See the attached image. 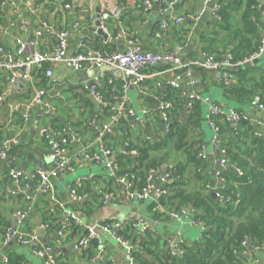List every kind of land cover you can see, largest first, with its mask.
<instances>
[{
    "label": "crops",
    "instance_id": "obj_1",
    "mask_svg": "<svg viewBox=\"0 0 264 264\" xmlns=\"http://www.w3.org/2000/svg\"><path fill=\"white\" fill-rule=\"evenodd\" d=\"M52 0H1L0 1V61L8 62L9 57L24 61L32 58L37 52H46L50 56L55 53L58 34L68 33V52L74 54L79 50L82 42L91 51L106 52L110 50H124L128 47L129 39H136L144 51L164 53L181 46L184 60L202 58L206 52L219 53L221 61L231 49V44H237L239 37L233 35L240 30L239 20L244 10L246 0H240V6H234V0H212L208 11L201 20L195 15L200 0H167L174 1L175 5L168 10H161L155 0H71L63 3L62 0L55 8L47 7ZM144 1L151 2V7L145 8ZM233 6L230 14L232 28L221 22L213 12V8L220 4ZM69 5L66 9L64 6ZM221 6V5H220ZM219 6V7H220ZM99 12L111 13L107 33L109 39L104 40L97 34L95 26ZM182 18L180 24H174L171 19ZM220 17V16H219ZM170 21L168 28L163 23ZM41 31L36 45L29 42L35 39ZM21 40L26 45L23 54L17 55L18 44ZM109 46V48H107ZM112 52V51H111ZM260 61V60H259ZM247 66L263 68L264 60ZM240 62V61H238ZM53 72L47 77L45 70L33 68L29 80L13 79L16 70L0 68V92L4 94V101L0 103V142L17 139V144H11L9 153L3 158L0 156V264H46L45 258L37 255L41 246L52 247L50 255L54 256L57 264H124L125 248L110 235L101 231L99 241L105 247L106 256L103 262H93L97 255V243L83 251L74 248L75 242L83 233V228H70L67 237L57 242L58 217L51 218L54 208L59 204L73 212L84 226H93L108 220H126L130 223H147L153 228L155 235L163 241L172 239L176 242L189 244L199 235L197 228L185 222L170 219L157 220L149 210L150 202L128 204L124 200V193L111 170L104 163L85 164L82 168L60 172L57 165L50 159L55 144L65 138L67 156L76 157L77 153L86 147H91L97 157H102V150L94 143L96 136L95 124L99 126L111 123V109L123 96L127 105L135 113L143 117L142 126L132 121L122 124L118 134L108 138L104 145L113 151V158L124 155L123 144L134 143L139 146L147 142L153 144L161 137L163 122L158 113L159 94L158 83L167 85L172 75L166 72L164 65L147 70V78L137 86L123 90V75L116 69L109 67H94L90 71L74 73L64 64L48 65ZM237 68H226L224 74L232 75ZM215 71L192 68L184 71L179 90L184 99L182 114L188 115L193 103L190 98L199 94L204 101L213 102L221 106L226 113L235 109L233 103L224 96L223 85L213 80ZM96 87L105 98V103L99 102L85 87ZM203 104V138L208 140L207 132L211 130L208 123V105ZM227 105L228 108H225ZM243 113L257 128L264 124V111L255 107L252 102L245 105ZM59 123V126H57ZM53 127V128H52ZM65 129L64 134L55 136L50 134L59 128ZM56 128V129H55ZM61 129V130H62ZM72 132L78 138L70 137ZM48 130V134L45 132ZM212 131V130H211ZM231 132L234 130L231 126ZM213 134V132H212ZM208 175L214 186L215 170L219 169L218 155L213 149L207 148ZM132 155L125 154V159ZM171 165V164H170ZM130 164L120 165V171L130 169ZM168 166V165H167ZM21 170L29 175V183L35 184L32 175L36 170H43L51 174L53 191L51 194L36 197L33 191L14 192V182L8 177L9 170ZM77 169L89 170L86 174H77ZM190 179L193 181V170H190ZM196 183V182H195ZM193 183V185L195 184ZM197 184V183H196ZM77 186V191L84 196L81 201H75L71 196V189ZM118 192L120 201H112L103 205L104 194ZM30 198V199H29ZM49 206V207H48ZM126 208H129L130 212ZM61 211V210H60ZM62 212V211H61ZM19 213H27L24 219ZM124 213L125 217L121 216ZM56 215V214H55ZM117 215H119L117 217ZM48 218L45 223L44 218ZM118 218V219H117ZM13 228L20 233H33L36 240L29 245H22L12 240L8 244L1 242L7 229ZM200 231V229H199ZM200 233V232H199ZM241 264H264V250L259 252L247 251L242 254Z\"/></svg>",
    "mask_w": 264,
    "mask_h": 264
},
{
    "label": "trees",
    "instance_id": "obj_2",
    "mask_svg": "<svg viewBox=\"0 0 264 264\" xmlns=\"http://www.w3.org/2000/svg\"><path fill=\"white\" fill-rule=\"evenodd\" d=\"M43 1L39 0L38 4ZM234 1V6L241 5L240 0ZM58 3L52 0L47 7L55 8ZM220 5L218 14L221 22L231 29L230 11L233 5L231 3ZM236 24H240L241 29L236 30L233 35L244 36L237 44H231L229 52L222 53V55L230 53L234 63L249 58L260 47L264 12L258 7L257 0H246L244 10L241 11ZM206 54H214L218 59L222 57L216 52ZM263 60L264 58L260 59ZM231 73L232 85L225 86L223 82L220 83L223 85L226 100L236 104L238 112H243L242 108L250 104L256 96L260 97L264 105L263 68L257 64L244 65ZM179 89L168 88L165 93L160 94L164 101L172 104L169 110L171 117L169 133L161 136L152 145L147 142L141 146L128 143L126 149L137 151V155L129 157L128 160L124 155L116 159L119 165L126 163L131 165L130 169L120 171L118 175L125 172L135 174L137 180L135 187L138 189L143 186L151 169L169 172L168 188L171 195L161 201L171 211L180 212L185 209L193 211L191 216L197 222L203 223L205 229L198 243L192 241L182 245L184 250L182 257L170 254L167 240L163 241L154 231H147L143 236L136 235L130 222L120 235L137 246L134 251L136 264H241V256L245 252L241 244L245 239L257 244L264 243V133L250 121H243L238 132L232 133L231 122L225 116L216 117V123L221 130L218 148L226 149L228 167L221 171L220 176L219 194L222 199L216 196L213 198L207 159L199 156L201 151L210 145V142L203 138V104L193 103L188 115H183L181 112L185 102ZM127 123L125 121L124 126ZM191 169L194 182L189 177ZM148 208L155 213L154 217L157 220L168 219L155 212L154 203L150 202ZM53 213L56 215L50 216L55 220L56 216L58 217L60 228L62 214L60 208H54ZM48 218L45 217L43 222L47 223ZM71 228H77V225L72 224Z\"/></svg>",
    "mask_w": 264,
    "mask_h": 264
},
{
    "label": "built area",
    "instance_id": "obj_3",
    "mask_svg": "<svg viewBox=\"0 0 264 264\" xmlns=\"http://www.w3.org/2000/svg\"><path fill=\"white\" fill-rule=\"evenodd\" d=\"M159 6H161V10L171 9L174 5V1L167 0H155ZM258 7L264 6V0H257ZM212 0H200L199 8L196 12L195 19L201 20L211 5ZM143 6L145 8L151 7V2L144 1ZM66 9L69 8V5L64 6ZM220 7H214L213 12L217 18L219 17ZM264 12V11H263ZM111 13L108 11H103L100 13V22L101 27L105 32L108 30V22ZM174 24H180L182 22V18L174 17L171 19ZM172 23L170 21H165L163 23V28L170 27ZM42 36V32L39 31L35 37V39L29 42L30 45H36ZM68 33L66 31H62L58 34L57 44L55 48V53L50 56L46 52H37L33 55L32 58H26L24 61L15 60L13 57H9L8 62L4 63L0 61V68H6L7 70H16L13 73V79H21V80H29L31 78V71L33 68L39 70H45V74L47 77L51 78L53 72L48 65H56V64H64L74 73H80L83 71H90L94 67H109L112 69H116L120 74L123 75V90L126 91L131 86H137L144 82V80L148 77L147 70L155 68L159 65H164L166 67V72L172 75L171 80L167 83V85H162L158 83L157 87L159 90V94L157 99L159 101L158 113L163 122V128L161 130V136L167 135L169 133V129L171 126V117L169 115V110L172 108V104L168 101H164V98L161 93H165L168 88L179 89V82L181 76L184 71H188L192 68H199L207 71H215V76L213 78L216 82H223L225 86L232 85L233 76L226 75V68H241L244 65H249L255 62L256 60H260L264 58V29H263V37L261 39V44L258 50L249 58H246L240 62L234 63L233 56L229 54L226 55L224 61H221L214 54H205L202 58L198 59H190L184 60L182 57L183 48L178 46L174 50L166 51L164 53H155L152 51H144L139 42L136 39H129L128 47L124 50H114L112 52H98L91 51L87 48L85 42H82L79 46V50L70 54L68 52ZM18 49L17 55H21L26 50V45L21 41H17ZM89 92L101 103H105V98L103 95L97 90L96 87H85ZM190 98L197 102H204L208 105V123L213 132L212 139L210 141V147L213 149V153H216L219 157L218 164L219 169L215 170L212 175L216 178V183L211 188V191L215 196L219 199H222L219 194L220 188V176L221 171H225L227 169V160H226V149H219V139L221 136L220 127L216 123L217 116H225L227 120L231 122V126L234 132H238L241 128L243 121H249V117L247 114L243 112H238L235 109L226 113L221 106L215 104L213 102L204 101L199 94H193ZM5 99L4 94L0 92V103ZM252 104L264 111V105L261 102L259 96L253 98ZM143 117L138 116L135 111L127 105L126 98L123 96L121 100L111 109V123L109 125L99 126L95 124V129L97 131L94 143L102 150L103 156L97 157L95 153H93L91 147H86L80 152L77 153L76 157L67 156L66 150V141L67 139L63 138L59 140L55 146L53 152L50 153V159L54 161L57 165V169L60 172L67 170H74L76 168H82L85 164H97L104 163L112 173V176L116 179L119 186L122 188L124 193V200L128 204H141L144 202H151L155 204V212L160 213L173 221L185 222L187 225L192 227H199L200 233L193 240L194 243H198L202 232L205 227L201 222H197L191 214L193 211L191 210H181L180 212L171 211L168 206H166L161 200L163 198L170 197L171 192L168 188V183L170 179L169 172H161L158 169H151L146 180L141 188H136V176L130 172H125L122 175H118L120 172V165L116 159L113 158V151L108 149L106 145H104L107 138H112L116 134H118L122 124L125 121H132L134 124L138 126H142ZM264 133V124L260 125L259 128ZM48 134V130H45ZM70 132V137L72 139H76L79 137L77 133H74L69 129L67 134ZM65 129L55 130L50 132L55 136L59 134H64ZM11 144H17V139L3 140L0 142V156L5 157L9 151ZM128 144L123 146L122 154H130L137 155V151L132 150L128 151L126 147ZM209 151L203 149L199 156L201 158L207 159L209 157ZM239 171V170H237ZM9 179L14 182L15 191L14 192H24L33 191L36 197L43 196L46 194H51L53 191V182L51 178V174L43 171L36 170L32 175V178L36 180L35 184L29 183V175H27L24 171L21 170H9L8 172ZM71 196L75 201H81L84 196L80 195L77 191L76 185L71 189ZM121 194L118 192H110L108 194L103 195L102 203L103 205L109 204L112 201H120ZM30 199V198H29ZM61 214V225L57 232V242L60 243L63 241L67 234L70 231L71 225L75 224L79 228H83V233L80 238L75 242L74 248L77 251H83L86 248L90 247L93 243H97V255L92 258L93 262H103L106 256L105 247L99 241L98 232L101 231L106 233L114 238L120 245H122L126 250L125 255V263L124 264H136V259L134 257V251L137 249L131 240L126 239L124 236L120 235L125 226L129 224L128 222H124L121 220H108L102 223L93 225V226H84L83 223L78 219V217L71 211L67 210L65 206L59 204ZM27 213H19V217L24 219ZM132 227L136 233V235H144L147 231H154L151 228V225L147 223H132ZM12 240L17 241L22 245H29L36 240V236L33 233L23 234L19 231L9 228L6 230L4 235L2 236L1 242L3 244H8ZM182 245H185L181 242H176L174 240H167V249L170 254L178 257H182L184 254V250ZM241 246L244 248L245 252L253 251L259 252L264 250V243L257 244L252 242L249 239H245ZM52 252V247L50 246H41L40 249L36 251L37 255L45 258L46 264H57V261L54 256L50 255Z\"/></svg>",
    "mask_w": 264,
    "mask_h": 264
},
{
    "label": "water",
    "instance_id": "obj_4",
    "mask_svg": "<svg viewBox=\"0 0 264 264\" xmlns=\"http://www.w3.org/2000/svg\"><path fill=\"white\" fill-rule=\"evenodd\" d=\"M262 10L264 11V6L262 7ZM99 18H100V12H99V10H98V14H97V16H96V20H95V26H96V28H97V34H98L99 36L103 37L105 41H107V40L109 39V35H108V33L105 32V31L103 30V28L101 27V22H100ZM254 63H258V60H256ZM225 106H226L225 108H228L227 105H225ZM233 107L236 108V107H238V106H237L236 104H233ZM184 109H185V111H188V108H187V107H185ZM212 197L215 198V194H212ZM118 216H119V215H117V217H118ZM117 219H118V218H117ZM118 220L126 221V220H123V219H118Z\"/></svg>",
    "mask_w": 264,
    "mask_h": 264
},
{
    "label": "rangeland",
    "instance_id": "obj_5",
    "mask_svg": "<svg viewBox=\"0 0 264 264\" xmlns=\"http://www.w3.org/2000/svg\"><path fill=\"white\" fill-rule=\"evenodd\" d=\"M207 134H208V140H207V142H210L211 141V139H212V131L211 130H209L208 132H207ZM77 171V174H88L89 173V170H87L86 171V169H77L76 170ZM127 209V211L128 212H130V210H129V208H126ZM121 216L122 217H125V215H124V213H121ZM197 230H198V234H199V228H197Z\"/></svg>",
    "mask_w": 264,
    "mask_h": 264
}]
</instances>
